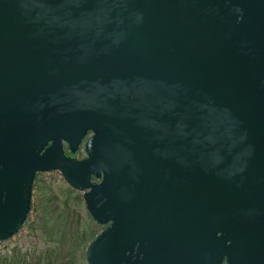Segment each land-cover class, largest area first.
Returning a JSON list of instances; mask_svg holds the SVG:
<instances>
[{
    "label": "water",
    "instance_id": "water-1",
    "mask_svg": "<svg viewBox=\"0 0 264 264\" xmlns=\"http://www.w3.org/2000/svg\"><path fill=\"white\" fill-rule=\"evenodd\" d=\"M55 170L87 264H264V0H0V241Z\"/></svg>",
    "mask_w": 264,
    "mask_h": 264
},
{
    "label": "built area",
    "instance_id": "built-area-1",
    "mask_svg": "<svg viewBox=\"0 0 264 264\" xmlns=\"http://www.w3.org/2000/svg\"><path fill=\"white\" fill-rule=\"evenodd\" d=\"M39 176L46 182H50L52 177H56L59 183H62L60 181L67 183L63 174L57 170L39 173ZM38 191L40 192L39 188L34 186L33 208L23 228L10 239L0 241V258H19L25 264H35V262L48 264L47 258L44 255L59 245L57 241L48 238L45 229L42 227L41 217L43 216V212L37 208L36 204V194ZM88 244H82L77 249V257L86 260L85 254Z\"/></svg>",
    "mask_w": 264,
    "mask_h": 264
},
{
    "label": "rangeland",
    "instance_id": "rangeland-1",
    "mask_svg": "<svg viewBox=\"0 0 264 264\" xmlns=\"http://www.w3.org/2000/svg\"><path fill=\"white\" fill-rule=\"evenodd\" d=\"M62 183L58 182V179L56 177H52L50 179L49 188L47 189V192L41 193L37 192L36 199H42L44 198L43 194H48L49 199H51L52 196H55L56 205L60 208L56 210V212H50V216H52V225L56 227H63L65 224L68 223L67 219L63 214L60 213L59 210H62V212H65L67 214L72 213V229H75L76 227H79L82 229L79 231V237L80 238H89V228L87 231H83L85 227V224H89L92 226L91 232L102 230L99 226H97L95 223H92V221H89L88 217V211L86 209V205L83 198V193L80 191H77L73 189L69 184L60 181ZM69 185L67 188L66 186ZM65 188V189H64ZM73 189L74 191L70 190ZM70 199V200H69ZM71 215V214H70ZM69 215V216H70ZM87 240V239H86ZM81 247V245H80ZM79 247V248H80ZM78 248V249H79ZM50 255V259L54 260V262H51V264H87L85 259H81L77 257L79 260H74L72 256L69 253V250L64 248L60 251H56L54 253L46 254V257ZM56 256V257H55ZM21 259L17 258H0V264H21ZM22 264H25L24 261H22ZM35 264H39L38 262H35Z\"/></svg>",
    "mask_w": 264,
    "mask_h": 264
},
{
    "label": "trees",
    "instance_id": "trees-1",
    "mask_svg": "<svg viewBox=\"0 0 264 264\" xmlns=\"http://www.w3.org/2000/svg\"><path fill=\"white\" fill-rule=\"evenodd\" d=\"M50 182H46L43 178H41L40 176L36 177V182H35V187L39 188L41 193L47 192L46 188H49ZM68 187V186H67ZM66 187V188H67ZM65 189V188H64ZM72 191H74L73 189H70ZM44 198L37 200V208L41 209V211L43 212V216L41 217V224L42 227L45 229L47 236L49 239L57 241L59 243V245L57 247H55V249H51L49 250L47 253H54L56 251H60L61 249H68L70 255L72 256V258L74 260H79L76 256V252L77 249L80 247V245L82 244H87L89 243L91 240H93L95 238V236L99 233V230L96 232H91V228L92 226L89 224H85V227L83 229V231H87V229L89 228V238H80L79 237V231H81L82 229H80L79 227H76L75 229H72V217L73 214H67L65 212H62V210H59L61 214H63L65 216V218L67 219L68 223L65 224L63 227H56L52 225V216H50V212H56V210L60 209L57 205L55 201V196H52L51 199H49V195L43 194ZM70 200V199H69ZM88 217H89V221L91 220L92 223H95L97 226H99L100 228H104L105 226L98 224L89 214V212L87 213ZM70 215V216H69ZM46 253V254H47ZM46 254L44 256H46ZM56 257V256H55ZM47 261L48 264H51V262H54V260L50 259V255H48L47 257ZM226 264V263H223Z\"/></svg>",
    "mask_w": 264,
    "mask_h": 264
},
{
    "label": "flooded vegetation",
    "instance_id": "flooded-vegetation-1",
    "mask_svg": "<svg viewBox=\"0 0 264 264\" xmlns=\"http://www.w3.org/2000/svg\"><path fill=\"white\" fill-rule=\"evenodd\" d=\"M93 135V132L92 131H89V133L85 136V138L82 140L80 146H79V150L76 152V156L78 157V159H83L86 157V152H85V149H86V142L88 140V138L90 139ZM64 149H66V153L68 155H72L68 149H69V146L65 143L64 144Z\"/></svg>",
    "mask_w": 264,
    "mask_h": 264
}]
</instances>
